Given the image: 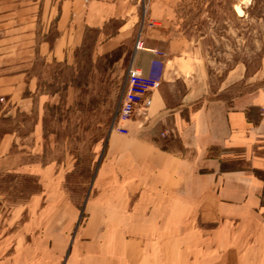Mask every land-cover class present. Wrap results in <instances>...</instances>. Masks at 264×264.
Masks as SVG:
<instances>
[{
  "label": "crops",
  "instance_id": "0c3cea01",
  "mask_svg": "<svg viewBox=\"0 0 264 264\" xmlns=\"http://www.w3.org/2000/svg\"><path fill=\"white\" fill-rule=\"evenodd\" d=\"M49 8L57 11L53 58L66 62L87 31L108 53L141 29L144 49L131 58L146 75L156 64L159 85L139 134L109 136L93 193L76 212L83 222L46 224L1 253L0 264H264V179L256 175L264 172V98L208 96V67L176 27L178 0ZM1 114L10 112L0 104Z\"/></svg>",
  "mask_w": 264,
  "mask_h": 264
},
{
  "label": "rangeland",
  "instance_id": "374dc122",
  "mask_svg": "<svg viewBox=\"0 0 264 264\" xmlns=\"http://www.w3.org/2000/svg\"><path fill=\"white\" fill-rule=\"evenodd\" d=\"M55 1L0 0V104L10 112L0 115V254L13 253L16 242L46 224L80 225L76 212L82 215L93 193L109 136L138 135L146 122L137 115L126 132L114 129L141 29L108 53L87 31L80 46L72 45L73 56L58 61L49 51L58 36L57 11L49 8ZM178 6L176 27L208 67V96L264 98V0ZM56 209L60 215L51 218Z\"/></svg>",
  "mask_w": 264,
  "mask_h": 264
},
{
  "label": "built area",
  "instance_id": "2783aa9c",
  "mask_svg": "<svg viewBox=\"0 0 264 264\" xmlns=\"http://www.w3.org/2000/svg\"><path fill=\"white\" fill-rule=\"evenodd\" d=\"M144 49L143 43L138 40L136 50ZM135 60L127 70L126 84L121 98L118 113L114 122V129L126 132L125 123L134 120L135 116L146 115V105L149 102L147 96L149 92L156 89L158 83V71L156 64L148 75L144 74L140 68L135 66Z\"/></svg>",
  "mask_w": 264,
  "mask_h": 264
},
{
  "label": "trees",
  "instance_id": "16d2710c",
  "mask_svg": "<svg viewBox=\"0 0 264 264\" xmlns=\"http://www.w3.org/2000/svg\"><path fill=\"white\" fill-rule=\"evenodd\" d=\"M164 147V146H163ZM256 175L262 179H264V172L256 171ZM262 205H264V198L261 200Z\"/></svg>",
  "mask_w": 264,
  "mask_h": 264
},
{
  "label": "bare ground",
  "instance_id": "6f19581e",
  "mask_svg": "<svg viewBox=\"0 0 264 264\" xmlns=\"http://www.w3.org/2000/svg\"><path fill=\"white\" fill-rule=\"evenodd\" d=\"M238 11L240 12L239 15L242 14V10L241 9H239Z\"/></svg>",
  "mask_w": 264,
  "mask_h": 264
}]
</instances>
